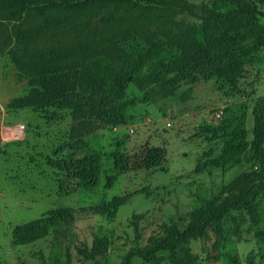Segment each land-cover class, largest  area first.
<instances>
[{
	"label": "rangeland",
	"instance_id": "1",
	"mask_svg": "<svg viewBox=\"0 0 264 264\" xmlns=\"http://www.w3.org/2000/svg\"><path fill=\"white\" fill-rule=\"evenodd\" d=\"M190 1L219 13L213 59L188 72L171 60L180 32L208 27L206 20L172 10L138 26L142 34L131 31L120 46L136 53L153 39L163 50L161 75L171 69L172 80L163 92L130 77L121 88L107 87L104 98L124 122L96 123L75 133L78 139L70 135L71 95L12 104L29 94L31 79L9 55L11 23L0 31V264H51L55 252L62 264H122L132 249L149 248L171 228L182 231L205 211L246 195L245 173L258 170L243 155L252 140V107L264 94V14L248 0ZM66 34L73 38L77 29ZM65 35L57 40L64 44ZM36 43L37 52L56 45L41 35ZM86 161L96 186L65 179L60 167ZM181 247L195 264H264V187L253 208L231 211ZM131 264L147 263L131 256ZM149 264L180 263L164 251Z\"/></svg>",
	"mask_w": 264,
	"mask_h": 264
},
{
	"label": "trees",
	"instance_id": "2",
	"mask_svg": "<svg viewBox=\"0 0 264 264\" xmlns=\"http://www.w3.org/2000/svg\"><path fill=\"white\" fill-rule=\"evenodd\" d=\"M234 1L239 5L242 2ZM248 1L257 9L256 12L264 14L263 0ZM113 2L117 6L111 5ZM88 3L91 5L88 9L72 11L73 6ZM172 10L206 20L208 25L180 32V37L173 41L176 53L171 57L172 63L188 72L189 66L210 62L217 46L214 34L220 27L216 20L219 13L212 14L190 0H0V31L5 33L8 23H11L7 40L13 36L14 41L9 55L18 72L31 79L29 94L15 99L12 104L25 107L32 105L37 100L36 96L71 95L75 103L68 105L67 109L71 110L70 135L73 139H78L75 133L80 129L89 130L96 123L122 124L124 116L121 109L104 98L107 87L111 90L121 88L130 77L140 86L153 82L151 90L163 92L169 83L171 69L161 75L162 66L158 65V60L163 56V50L158 43L150 44L153 39H145L144 44L148 47L145 50L138 47L136 53L120 44L131 31L141 35L138 26L152 24ZM73 27L77 34L72 38L66 33ZM60 34H66L64 44L57 40ZM40 35L51 37L56 45L48 51L37 52L36 39ZM251 113L252 140L243 158L258 165V170L245 173L246 195L205 211L182 231L171 228L165 238L157 240L149 248L132 249L122 264H131V256L149 264L164 251L171 253L180 264H195L182 249L183 241L225 222L231 211L253 208L257 191L264 187V147L260 144L264 135V94L256 99ZM86 162L83 166L64 164L60 167L65 179L76 181L78 187L96 186L97 174L93 172V165ZM93 179L94 182L90 183ZM58 185L61 189L63 180ZM36 255L42 257L40 253ZM51 264H62L58 253H54Z\"/></svg>",
	"mask_w": 264,
	"mask_h": 264
}]
</instances>
